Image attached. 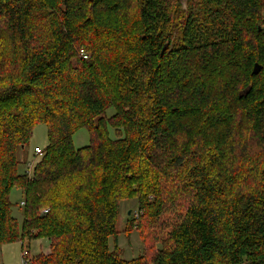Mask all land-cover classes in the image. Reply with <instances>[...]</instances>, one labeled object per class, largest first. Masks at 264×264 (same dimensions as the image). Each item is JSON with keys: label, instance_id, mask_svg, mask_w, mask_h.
<instances>
[{"label": "trees", "instance_id": "16d2710c", "mask_svg": "<svg viewBox=\"0 0 264 264\" xmlns=\"http://www.w3.org/2000/svg\"><path fill=\"white\" fill-rule=\"evenodd\" d=\"M182 1L0 0V252L46 239L30 264H264V0ZM39 125L47 146L19 175Z\"/></svg>", "mask_w": 264, "mask_h": 264}, {"label": "rangeland", "instance_id": "374dc122", "mask_svg": "<svg viewBox=\"0 0 264 264\" xmlns=\"http://www.w3.org/2000/svg\"><path fill=\"white\" fill-rule=\"evenodd\" d=\"M181 3L184 5L185 0H183ZM113 113L114 111L110 109L107 111L106 115L110 116ZM72 141L76 150L87 146L89 144V135L87 130L81 129L77 131L74 134ZM46 146L47 128L43 125H39L33 130V134L27 146L18 152L17 159L19 161V175L28 176L27 172L29 170V166H34L35 162L38 160L33 154L34 148L38 147L40 149H44ZM23 200L24 198L21 190L13 189L11 191L9 195V202L11 203L12 207V215L15 219H17L19 225H21L23 222ZM48 212V208L41 209L40 215H46ZM138 212L139 211L135 200L122 201L119 205V213L116 223V231L118 232L116 244L119 249V257L125 261L135 259L143 251V246L141 244L138 231L134 229L129 233L124 232L126 229V223L129 222L130 219L133 220V225H135L137 228L140 226L139 220L141 216ZM113 243L114 241L110 239L109 245H112ZM5 246L8 247L5 248ZM11 246H15L16 249H12ZM22 248L29 251L31 257L37 256L40 253L47 255L50 252L49 242L46 239H33L31 241H24V243L18 242L10 245H4L0 252V264H21L20 253Z\"/></svg>", "mask_w": 264, "mask_h": 264}, {"label": "built area", "instance_id": "2783aa9c", "mask_svg": "<svg viewBox=\"0 0 264 264\" xmlns=\"http://www.w3.org/2000/svg\"><path fill=\"white\" fill-rule=\"evenodd\" d=\"M81 55H82V58H83L84 60L88 58L87 55H86L84 52H81ZM34 153H35L36 155H40V154H41V149L38 148V147L34 148ZM32 169H33V166L30 165V166H29V170H28V172H27L28 175L31 174ZM22 205H24L23 202H22ZM30 258H31V256H30V254H29V251H27L26 249H22V250H21V253H20V263H21V264H30Z\"/></svg>", "mask_w": 264, "mask_h": 264}, {"label": "water", "instance_id": "95a60500", "mask_svg": "<svg viewBox=\"0 0 264 264\" xmlns=\"http://www.w3.org/2000/svg\"><path fill=\"white\" fill-rule=\"evenodd\" d=\"M260 70H261L260 65L255 64V65H254V68H253V71H252V74L256 75V74L259 73Z\"/></svg>", "mask_w": 264, "mask_h": 264}, {"label": "crops", "instance_id": "0c3cea01", "mask_svg": "<svg viewBox=\"0 0 264 264\" xmlns=\"http://www.w3.org/2000/svg\"><path fill=\"white\" fill-rule=\"evenodd\" d=\"M8 247V246H5V248ZM12 249H16L15 246H11ZM2 249V248H1ZM17 251H18V248H17Z\"/></svg>", "mask_w": 264, "mask_h": 264}]
</instances>
